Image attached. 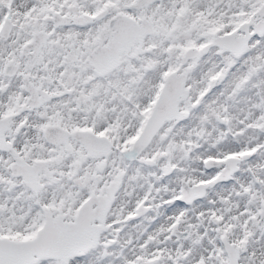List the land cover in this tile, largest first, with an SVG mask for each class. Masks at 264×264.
Segmentation results:
<instances>
[{"label":"snow or ice","instance_id":"6c2138e0","mask_svg":"<svg viewBox=\"0 0 264 264\" xmlns=\"http://www.w3.org/2000/svg\"><path fill=\"white\" fill-rule=\"evenodd\" d=\"M0 264H264V0H0Z\"/></svg>","mask_w":264,"mask_h":264}]
</instances>
